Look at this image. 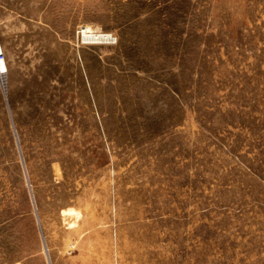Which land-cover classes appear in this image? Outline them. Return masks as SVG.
<instances>
[{
  "label": "rangeland",
  "instance_id": "obj_1",
  "mask_svg": "<svg viewBox=\"0 0 264 264\" xmlns=\"http://www.w3.org/2000/svg\"><path fill=\"white\" fill-rule=\"evenodd\" d=\"M0 44V264H264V0H0Z\"/></svg>",
  "mask_w": 264,
  "mask_h": 264
},
{
  "label": "bare ground",
  "instance_id": "obj_2",
  "mask_svg": "<svg viewBox=\"0 0 264 264\" xmlns=\"http://www.w3.org/2000/svg\"><path fill=\"white\" fill-rule=\"evenodd\" d=\"M88 29L84 30V38H88V39H92V40H105V39H109L111 35H109L108 33H99L94 32L91 30V26H87ZM1 47V44H0ZM2 48V47H1ZM3 58H0V66H4L3 65Z\"/></svg>",
  "mask_w": 264,
  "mask_h": 264
},
{
  "label": "built area",
  "instance_id": "obj_3",
  "mask_svg": "<svg viewBox=\"0 0 264 264\" xmlns=\"http://www.w3.org/2000/svg\"><path fill=\"white\" fill-rule=\"evenodd\" d=\"M2 53H3V52H2V48L0 47V55H2ZM0 58H1V57H0ZM3 67H4V66H0V72L3 71Z\"/></svg>",
  "mask_w": 264,
  "mask_h": 264
}]
</instances>
